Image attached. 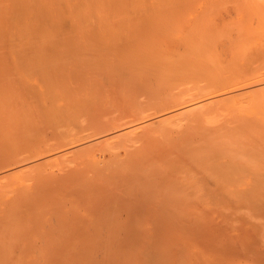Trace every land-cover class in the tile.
<instances>
[{
    "label": "bare ground",
    "instance_id": "bare-ground-1",
    "mask_svg": "<svg viewBox=\"0 0 264 264\" xmlns=\"http://www.w3.org/2000/svg\"><path fill=\"white\" fill-rule=\"evenodd\" d=\"M211 1L0 0V264H264V222L230 231L264 218V0Z\"/></svg>",
    "mask_w": 264,
    "mask_h": 264
},
{
    "label": "rangeland",
    "instance_id": "rangeland-1",
    "mask_svg": "<svg viewBox=\"0 0 264 264\" xmlns=\"http://www.w3.org/2000/svg\"><path fill=\"white\" fill-rule=\"evenodd\" d=\"M214 1L216 2L217 0H213V1H211V2H213L214 3ZM228 1V2H227ZM241 1V2H240ZM245 1V2H244ZM233 4L234 6L236 5V8L239 10V8L240 7H238L239 5L238 4H240V5H242L241 7H243L242 9H247L248 10V12L250 13V14H255V11L257 12L258 11V9L259 8H261V5L263 4V1H262V3H260V0H218L216 3H214V4H212V6L210 5V3H209V5H208V3H206V4H203L204 5V7H205V5L210 9L209 11L207 10L204 14L205 15H209L208 17L207 16H202V17H200L199 18V16H197L196 15V13L194 14H192L191 15V13L190 12H183V13H180V14H178V15H175L174 17H172V16H165L164 17V15L163 16H161L160 15V17L159 18H165L164 20L162 19V20H158V18H155V21H157L158 23L160 22V24H165V25H167L165 28H164V30L166 31V33H169L170 34V32H172V34H175V33H177V32H179L181 29H183L184 27H187V26H189L191 23H202L201 21L203 20V18L205 17V18H208V20H219V18L221 17V16H224V15H226L227 13H229L231 10V12H235V10L236 9H234L235 7H232L233 5H229V4ZM235 3V4H234ZM237 3V4H236ZM216 4V5H215ZM219 4V5H218ZM200 5H202V3H194V4H192V6L193 7H198V6H200ZM214 5V6H213ZM227 5V6H226ZM215 6H217V7H215ZM229 6V7H228ZM221 7V8H220ZM228 7V8H227ZM263 7H264V4H263ZM223 9V12L220 10V9ZM228 10H227V9ZM241 9V8H240ZM224 10H226V11H224ZM261 10H263V9H261ZM217 11V12H216ZM218 11H220V12H218ZM218 14V13H220L221 14V16H220V14L219 15H217L216 13ZM220 16V17H219ZM181 17V18H180ZM202 18V20L200 21V19ZM168 19V20H167ZM198 22H197V21ZM205 20V19H204ZM203 20V22H205ZM153 21V20H152ZM151 21V22H152ZM162 21L164 22V23H162ZM168 21V22H167ZM157 22L155 23V24H157ZM207 23V22H206ZM183 25V26H182ZM168 28V29H167ZM153 29V28H152ZM149 31H151V28L149 29ZM148 31V32H149ZM123 32V31H122ZM153 32H155L156 33V31H155V29H153L152 30V32L151 33H148L150 36V38H151V36L153 35L154 36V34H152ZM156 35V34H155ZM153 36H152V38L151 39H153ZM95 36H91V38H94ZM107 37H116V35H114L113 36V34H112V36H107ZM156 37V36H155ZM101 38H106V37H101ZM39 64H41V63H37L36 64V66H34V64L32 65L31 63H30V65H26V66H21V67H18V68H11V69H13V72L16 74V72L15 71H17L18 70V77L16 76L15 78L17 79V78H20V79H23V81H24V79H26L25 81V83H28V84H30V86H32V85H34L35 83H34V81H36L37 80V78H39V77H37V75H40V71H39ZM43 66V65H42ZM26 68V69H25ZM19 71H23V73L22 72H19ZM25 72V73H24ZM13 73V74H14ZM20 73V74H19ZM22 74V76H20ZM12 75V74H11ZM8 77H6V78H8V81H7V79H5V80H2V81H7V83H9L8 85L9 86H11V83L13 82V80H15V79H11L10 80V78H13V77H10L9 76V74L7 75ZM20 76V77H19ZM36 76V78H35V80H33L34 79V77ZM9 80L11 81V82H9ZM18 80V79H17ZM20 82V81H19ZM18 81L16 82V84H19V85H17L16 86V84H15V82H14V84L12 85L13 87L14 86H16V87H20V84L22 83H19ZM4 83H6V82H4ZM24 82L22 83V84H24V86H26V88L28 87L27 85L28 84H25ZM7 85V84H6ZM11 86V89L9 90L8 89V91L10 92L11 90L13 91V89L14 88H16V87H12ZM24 86L22 85V87H21V90L24 88ZM34 87V86H33ZM10 88V87H9ZM29 88V87H28ZM17 89V88H16ZM15 89V90H16ZM19 89V88H18ZM20 90V89H19ZM7 91V92H8ZM17 91V93H18V90H16ZM23 91H25L24 89H23ZM5 93L6 95L5 96H9L10 94L12 95V93L14 92H11V93H9V95H8V93ZM14 94V93H13ZM239 206H237L236 207V212L235 211H233V212H231V208H229L230 210H228L227 209V213L229 214L230 213V215L232 214V213H234V215L233 216H235V214L237 215V216H235V217H237L236 219H232L231 221H233L234 222V220L236 221L235 223V225H234V223L232 224V222L230 223L229 222V224H232L231 226H230V231H232V232H236V231H238V232H243V231H252L253 229H255L256 230V228L257 227H260V225H259V223L261 222H264V218H261V219H263L262 221L260 220V216H259V214L257 215L256 213H255V211H257V210H255V211H253V209H251L252 207H248V206H242L241 208L239 207V209H237ZM233 209H235V208H233ZM184 211H179V213L178 212H175V213H178L179 214V216H178V214H177V216L179 217V218H184V217H186L187 215H188V213L185 211L184 213H183ZM226 212H224V213H226ZM171 213V212H170ZM174 213V212H173ZM172 213V214H173ZM174 213V214H175ZM185 213H186V215H185ZM226 213V214H227ZM259 213V212H258ZM174 214H173V217H174ZM216 214H218V212H216ZM169 215H171V214H169ZM181 215H183V216H181ZM262 215V214H261ZM175 216H176V214H175ZM181 216V217H180ZM232 216V217H233ZM222 216H221V214H219V218H221ZM262 217H263V215H262ZM260 220V221H259ZM158 223V224H157ZM257 223H258V226H256L257 225ZM260 223V224H261ZM147 224V223H146ZM262 224H264V223H262ZM261 224V226H263ZM158 225H160L159 224V222H155V221H152L151 223H148L147 224V226L146 225H142V226H140V227H138L137 228V230H136V235H137V237H135V239L138 241V243H142V242H144V243H146L145 241H147V242H152V241H154V239H155V237H154V235L155 234H157V232H158V230H160L161 229V227H159ZM146 226V227H145ZM144 227V228H143ZM153 227H155L156 229V231L154 230V228ZM231 227H232V230H231ZM146 228H148V229H146ZM152 228V229H151ZM160 228V229H159ZM141 229V230H140ZM147 230V233H146V231H143V230ZM158 229V230H157ZM261 229H264V226H263V228H260L259 229V231L261 230ZM141 232V231H143V232H141V233H139V231ZM176 231H179L178 229H175ZM149 231V232H148ZM155 231V232H154ZM175 231V232H176ZM263 231V230H262ZM145 232V234H150V236H149V234L148 235H145V236H143L144 233ZM140 235H139V234ZM262 233H264V232H262ZM154 234V235H153ZM262 235V234H261ZM264 235V234H263ZM141 236V237H140ZM146 236H149L148 238H151V236H152V238L151 239H149V241L147 240V238H146ZM138 237H139V239H138ZM146 239H145V238ZM154 238V239H153ZM136 241V242H137ZM142 241V242H141ZM135 242V243H136ZM134 243V244H135ZM138 243H136V244H138ZM134 244L132 245V246H134ZM135 244V245H136ZM197 249L195 250V249H192V252L195 254V256L194 257H192L191 255H194L193 253L191 254V249H190V251L188 252L189 254V256L190 257H192V259L193 260H195L196 258H197V260H198V262H201V263H199V264H204L202 261H199L200 260V256H198L199 255V253H197V252H199L200 250H201V247L199 248V246L198 247H196ZM194 250V251H193ZM198 250V251H197ZM204 251V250H203ZM203 251L201 252V256L203 257H205V259H204V257H203V260H205L206 261V256L207 255H209V254H207L206 255V253L207 252H204V254H203ZM247 252H245L244 254H242V255H240V256H238L235 260H234V263L235 262H247V263H249V264H257V262H255V260H253V258L251 257V256H249L248 254H246ZM198 256V257H197ZM201 260H202V258H201ZM196 261V260H195ZM198 262H196L195 264H197Z\"/></svg>",
    "mask_w": 264,
    "mask_h": 264
}]
</instances>
